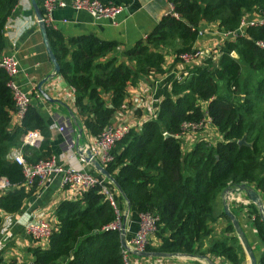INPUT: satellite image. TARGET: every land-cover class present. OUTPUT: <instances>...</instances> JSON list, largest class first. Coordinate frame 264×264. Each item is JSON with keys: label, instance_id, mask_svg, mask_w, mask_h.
Returning <instances> with one entry per match:
<instances>
[{"label": "trees", "instance_id": "obj_1", "mask_svg": "<svg viewBox=\"0 0 264 264\" xmlns=\"http://www.w3.org/2000/svg\"><path fill=\"white\" fill-rule=\"evenodd\" d=\"M171 6L152 29L131 46L79 34L66 40L45 25L57 74L71 89L81 125L96 136L120 109L128 86L144 77L166 72V52L174 55L194 46L202 23H213L222 33L235 31L247 12L264 18V0H167ZM18 11V0H0V52L4 25ZM260 42L262 46L258 45ZM111 55L102 58L107 54ZM216 58L186 67V75L170 81L169 95L158 101L153 118L130 128L111 150L104 169L135 212L155 218L154 237L145 252L216 255L228 264H241L237 239L211 235L212 205L223 189L253 185L264 195V21L246 24L226 38ZM176 61L177 59L174 58ZM7 75L0 68V178L7 189L0 194V210L18 211L35 189L20 185L21 167L7 158L21 145L26 131H37V147L22 145L28 163L51 155L49 130L41 115L28 105L18 124L10 126L14 109ZM200 102H205L202 110ZM206 115L220 134L215 142L198 138L182 150L181 123H198ZM166 134V135H165ZM244 136L249 145H237ZM95 185L73 199L60 200L53 209L55 223L45 247H28L31 262L9 264H126L119 234L105 226L114 219L113 207ZM253 217L263 245L258 264H264V226L253 204ZM225 233L234 231L230 221ZM208 242L202 249L204 241Z\"/></svg>", "mask_w": 264, "mask_h": 264}, {"label": "crops", "instance_id": "obj_2", "mask_svg": "<svg viewBox=\"0 0 264 264\" xmlns=\"http://www.w3.org/2000/svg\"><path fill=\"white\" fill-rule=\"evenodd\" d=\"M34 1L40 8L42 0ZM100 1L119 4L122 6V11L112 18L107 16L94 18L83 10L75 11L68 6L57 8L51 14V27L58 30L65 40L79 34H93L100 39L114 40L120 43V48H123L143 38L160 17L171 9L167 0ZM253 15L244 14L245 17L255 18V13ZM36 21L30 0H18V11L7 18L4 25L2 51L17 59L18 73L14 77L15 83L30 94L29 104L34 106L48 127L51 154L58 155L63 138L70 137L74 143L77 142L84 148L89 134L78 119L71 89L53 71ZM199 30L201 35L197 37L194 46L209 47L212 53H216L218 46L227 38L224 33L216 29L213 23H202ZM110 55L111 53L102 58ZM213 55L212 58H215L216 55ZM195 64L198 65L200 62L194 61L193 65ZM162 65L166 69L165 73L144 77L135 85L127 87L123 106L113 118L123 119L136 128L142 121L154 117L158 101L169 95L170 81L178 75L180 67L170 52L164 55ZM40 80H44L40 89L45 92L48 99L38 92L36 85ZM134 98H137V103L133 102ZM205 105V102H200L202 110ZM202 120L204 126L195 133L194 131L188 133L184 142L182 140V150H189L198 138L212 143L220 139V134L205 114ZM11 123L9 122L10 125ZM57 127H62V131L59 132ZM20 141V146L8 152V158L14 150L20 151L24 145L22 137ZM83 167L93 173L100 184L109 191L125 227L124 239L127 240L136 229L137 212L127 206L125 199L112 182L95 171L91 165L84 163ZM34 187V191L24 199L18 211L5 213L0 210V263L32 260V256L27 251L28 247L43 248L47 242L30 238L24 229V223L27 219H46L55 223L53 209L56 204L62 199L72 198L70 190L59 186L58 177L49 183L44 182ZM248 188L253 189L258 195L264 213V195L253 185H249ZM229 192L234 193L235 199L231 201L225 199V193ZM250 204H253L259 213L257 206L248 198L244 190L228 187L216 195L212 205L214 220L211 223L212 231L208 238H219L222 234L227 237L234 236L241 250V264H250L245 245L253 255L255 264H258L263 249L253 217L247 212ZM225 209L235 218L241 234H238L235 229L225 233L224 228L227 222L231 223V219L224 213ZM148 242L153 247L159 244L154 235ZM207 244V240L204 241L202 249H205ZM126 261V264H228L216 255L198 256L182 253L170 256H144L129 252L126 255Z\"/></svg>", "mask_w": 264, "mask_h": 264}, {"label": "built area", "instance_id": "obj_3", "mask_svg": "<svg viewBox=\"0 0 264 264\" xmlns=\"http://www.w3.org/2000/svg\"><path fill=\"white\" fill-rule=\"evenodd\" d=\"M66 6L75 11L83 10L94 18L104 16L112 18L122 11L121 5L114 4L112 2H103L100 0H42L40 11L42 16L41 19L44 24L50 25L51 14L55 9ZM247 13H250V16H254L253 14L255 12L250 11ZM263 21V16L257 13H255V18L245 17L243 15L238 28L235 31L224 34L227 36V38H232L236 32H242L246 24H252L254 22L260 24ZM200 35L201 33L199 31L198 36ZM257 44L262 46L260 42H257ZM211 53L212 49L209 47L207 48L205 46H193L191 50L180 52L173 57L177 59L176 61L180 66L179 73L181 74V76H183L184 73L182 69L184 68V70L186 71V64H193L194 61L199 60L202 61L205 57L211 55ZM0 68L7 75L6 85L10 90L13 100L14 109L10 114L9 121L12 122L10 125L12 126L19 123L26 107L29 105L30 94L23 91L15 83L14 77L18 73V61L13 55L1 51ZM179 73L175 77H181ZM133 102L137 103V98H134ZM122 106L120 107V109L122 108ZM203 126V120L195 124H186V128L191 131H183V133L180 134L183 142L186 140L188 133L193 132L194 130H198ZM130 128H134V126L130 125L123 119L112 117L110 122L106 124L96 136L88 135L87 142L83 147L88 149L90 158L96 160L100 164V166L103 167L106 162L112 159L111 150L116 141H118ZM137 128L138 126L135 129ZM57 130L61 132L62 127H57ZM21 137L24 144L33 147H37L41 140L40 134L34 130L26 131L21 135ZM84 148H82V145H80L81 150H83ZM8 159L14 161L21 167L23 179L20 185L25 189L34 185H42L44 182L49 183L50 181H53L58 177L59 186L70 190L72 194L71 199H73L80 196L82 193L94 187L95 185H99V191L103 193L104 196L108 199L109 203L113 207H115L114 201L109 191L100 184L98 178L93 173L84 169L83 164L89 163L85 162L82 159L81 154L78 153L75 149L74 140L70 137L63 138L60 144V153L58 155L51 154L48 158L38 160L34 163H28L25 161L19 150H14V152L11 153ZM7 187V182L3 178H0V194H2L7 189ZM114 212V219L110 221L105 226V228L117 231L118 234L124 232L125 235V227L120 220L116 208ZM155 220L156 218L149 212L137 213L136 229L127 240L125 239V244L127 247H121L122 257L126 263V255H128L129 252L133 251L135 253H139L145 250V246L146 244H148L149 238L154 234L156 228ZM53 226L54 223H51L46 219H27L24 223V229L30 236V238L36 241L44 242H47L48 236L50 235ZM28 262H31V260Z\"/></svg>", "mask_w": 264, "mask_h": 264}, {"label": "water", "instance_id": "obj_4", "mask_svg": "<svg viewBox=\"0 0 264 264\" xmlns=\"http://www.w3.org/2000/svg\"><path fill=\"white\" fill-rule=\"evenodd\" d=\"M30 3H31V6H32V9H33V12H34V15L36 17V22H37V25H38V28L41 32V36H42V40H43V44L45 46V49H46V53L52 63V68H53V71L57 73V70H58V65L56 63V61L54 60V57L52 56L51 54V51H50V47H49V44H48V40L46 38V34H45V24L44 22L42 21V16H41V11H40V8H38L37 4L35 3L34 0H30ZM44 82V80H40L36 87L38 89V92L44 96V98L48 99L46 97V94L43 90L40 89V86L41 84ZM166 135V134H165ZM237 145H249V143H246L244 141V136H242L240 139H238L236 141ZM75 149L77 150L78 153L81 154L82 156V159L85 161V162H88L89 165H91L93 167V169L97 172H99L102 176H104L106 179H108L110 182H112V184L115 186V188L118 190L119 192V189L118 187L115 185L113 179L108 175V173L106 172V170L104 169V167L100 166V164L90 158V155H89V151L87 148H84L83 150L80 149V145L77 144V142H75ZM239 190H244L245 193L247 194L248 198L257 206V209L259 211V216H260V219L262 220L263 222V226H264V213H263V207H262V204H261V201L258 197V195L256 194V192L253 190V189H250V188H247V187H244L243 185H240L238 187ZM123 197V196H122ZM124 198V197H123ZM126 201V200H125ZM126 204L127 206H129L128 202L126 201ZM224 213L231 219V223L234 227V229L237 231L238 234H241L240 230H239V227H238V224L235 220V218L230 214L228 213V211L225 209L224 210ZM119 242H120V246L122 248H126V244H125V239H124V232H121L119 233ZM245 248L248 252V256H249V259H250V264H255V261H254V257L253 255L251 254V252L248 250V248L246 247L245 245ZM133 252V251H132ZM135 253V252H133ZM136 254H139V255H144V256H170V255H173V254H166V253H159V252H139V253H136ZM177 254V253H175Z\"/></svg>", "mask_w": 264, "mask_h": 264}, {"label": "rangeland", "instance_id": "obj_5", "mask_svg": "<svg viewBox=\"0 0 264 264\" xmlns=\"http://www.w3.org/2000/svg\"><path fill=\"white\" fill-rule=\"evenodd\" d=\"M213 54H215V55H217V53H211V55L214 57V55ZM211 56V57H212ZM215 58H216V56H215ZM215 58H212L213 60L215 59ZM198 62H200V64H201V60H199ZM196 65V64H195ZM195 65H193V64H186L185 66H189V67H191V66H195ZM199 65V64H198ZM182 71H183V73H184V75L183 76H185L186 75V71L184 70V68L182 69ZM188 123H191V122H182L181 123V132H180V134L181 133H183V131H191V130H189V129H187L186 128V124H188ZM192 124V123H191ZM193 124H195V123H193ZM195 132H197V130L195 131L194 130V132L193 133H195ZM208 141V140H207ZM225 199H228V201H231L232 199H235V197H234V193L233 192H229V193H225Z\"/></svg>", "mask_w": 264, "mask_h": 264}]
</instances>
